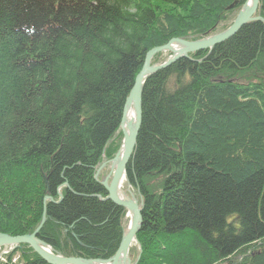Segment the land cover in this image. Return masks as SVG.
I'll list each match as a JSON object with an SVG mask.
<instances>
[{
	"label": "trees",
	"instance_id": "16d2710c",
	"mask_svg": "<svg viewBox=\"0 0 264 264\" xmlns=\"http://www.w3.org/2000/svg\"><path fill=\"white\" fill-rule=\"evenodd\" d=\"M246 1L0 0V234L45 215L38 239L57 253L113 257L127 213L95 175L147 53L225 31ZM127 175L137 264H264L263 23L147 80ZM0 264L47 263L22 245Z\"/></svg>",
	"mask_w": 264,
	"mask_h": 264
},
{
	"label": "water",
	"instance_id": "95a60500",
	"mask_svg": "<svg viewBox=\"0 0 264 264\" xmlns=\"http://www.w3.org/2000/svg\"><path fill=\"white\" fill-rule=\"evenodd\" d=\"M260 0H247L239 11L233 24L225 31L213 34L199 40L190 38H176L169 41L166 45L155 48L149 51L145 57L144 65L141 72L137 75L133 88L126 100L123 116L120 124V132L123 136L121 148L115 157L108 163L111 164L110 173L103 181L99 180L101 168L96 173L95 179L104 187L107 192V197L98 198L102 201H111L116 206L126 211L125 220H128L127 225L123 230V236L119 248L115 255L107 260L103 259H84L76 257H65L57 253L51 246L38 239V235L43 228L46 216L43 219L34 233L25 236L12 237L7 234H0V259L12 253L22 245L30 247L33 252L38 255L47 264H137L140 259L141 248L137 240L142 224H143V203L135 191L132 189L127 175V166L131 161L136 146L139 131L142 123V94L145 83L156 73L167 69L176 62L182 59H188L190 55L207 51L210 54L213 49L233 38L243 27L254 22L264 24V19L258 15ZM234 5L228 10H232ZM177 46V51H173V47ZM164 53H170L169 59L162 64L153 65V60L156 56ZM134 109V121L127 123V111ZM123 184L128 188V195L122 191ZM68 187L67 185H65ZM61 202L63 196L59 194ZM45 201L54 203L50 197L45 198ZM58 202V203H59ZM133 246L137 247L138 254L135 261L131 259V250Z\"/></svg>",
	"mask_w": 264,
	"mask_h": 264
},
{
	"label": "rangeland",
	"instance_id": "374dc122",
	"mask_svg": "<svg viewBox=\"0 0 264 264\" xmlns=\"http://www.w3.org/2000/svg\"><path fill=\"white\" fill-rule=\"evenodd\" d=\"M238 13H239V11L233 12V14L230 16V17L232 18V21L235 20V18L237 17ZM170 56H171L170 53H164V54L162 55V58L160 59V61H159V62H154L153 65H155V64H162L163 62L167 61L168 58H169ZM120 135H122V134H121L120 129H119L118 132H117V138H118ZM122 137H123V136H122ZM117 138H116V139H117ZM116 139H115V140H116ZM122 141H123V138H122ZM116 154H117V153H116ZM116 154H115V155H116ZM113 158H114V157H113ZM110 161H111V160H106V159H105V160L101 163V165L99 166L98 170H99L104 164L107 163L105 166H103V167L101 168V171H100V173H99V179H100V181H103V180L106 179V177L109 175V173H110V168H111V164L108 163V162H110ZM98 170H97V171H98ZM122 191H123V193H124L125 195H128V188L125 187L124 184H123V189H122ZM135 195H136V193H135ZM136 196H137V195H136ZM138 253H139V252H138L137 247L133 246V248H132V250H131V259H132L133 262L135 261V259H136Z\"/></svg>",
	"mask_w": 264,
	"mask_h": 264
},
{
	"label": "bare ground",
	"instance_id": "6f19581e",
	"mask_svg": "<svg viewBox=\"0 0 264 264\" xmlns=\"http://www.w3.org/2000/svg\"><path fill=\"white\" fill-rule=\"evenodd\" d=\"M178 47L174 46L173 51H177ZM126 118H127V123L133 122L134 121V109L130 108L127 113H126ZM126 224V223H125ZM14 252V251H13Z\"/></svg>",
	"mask_w": 264,
	"mask_h": 264
}]
</instances>
